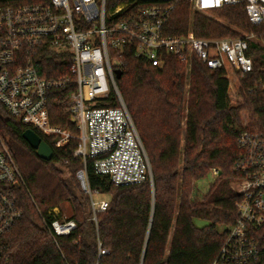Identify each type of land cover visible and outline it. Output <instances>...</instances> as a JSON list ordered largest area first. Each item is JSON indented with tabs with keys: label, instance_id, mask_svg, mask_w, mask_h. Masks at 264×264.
Masks as SVG:
<instances>
[{
	"label": "trees",
	"instance_id": "1",
	"mask_svg": "<svg viewBox=\"0 0 264 264\" xmlns=\"http://www.w3.org/2000/svg\"><path fill=\"white\" fill-rule=\"evenodd\" d=\"M172 4L167 36L193 30L199 38L222 39L244 32L264 42V24L251 25L244 6L226 7L208 18L193 15L187 0ZM250 56L254 72L243 75L231 66L213 71L197 60L187 73L174 58L158 69L127 55L117 86L148 154L153 182L118 187L88 164L91 191L110 201L107 211L96 215L76 178L83 163L74 156L78 132L63 106L69 90L49 96L52 124L76 136L61 148L11 118L0 104V136L26 183V189H17L23 218L0 240V264H212L236 216L237 138L244 132L264 134V89L258 85L264 81V49L251 44ZM63 61L47 53L36 62L42 76L50 77L68 72ZM28 129L52 148V161L41 160L24 140ZM213 169L219 177L202 201L195 200L196 183ZM63 204L70 206V216L62 213ZM42 218L48 225L65 219L77 227L69 236L54 238ZM196 220L207 225L198 227Z\"/></svg>",
	"mask_w": 264,
	"mask_h": 264
},
{
	"label": "built area",
	"instance_id": "2",
	"mask_svg": "<svg viewBox=\"0 0 264 264\" xmlns=\"http://www.w3.org/2000/svg\"><path fill=\"white\" fill-rule=\"evenodd\" d=\"M174 1H0V104L11 118L53 138L61 148L76 136L52 124L49 96L69 90L63 106L78 132L74 156L83 163L76 178L95 215L107 211L110 201L95 199L100 194L88 185V164L118 187L153 182L148 154L117 86L116 72L126 67L127 55L158 69L174 58L187 73L197 60L213 71L231 66L245 75L254 72L251 44L264 49L255 34L244 32L222 39L199 38L193 30L167 36ZM187 1L193 15L244 6L251 25L264 24V0ZM47 53L62 56L68 72L43 77L36 61ZM258 85L264 89V81ZM237 149L238 178L232 182L239 197L236 216L212 264H264V134H240ZM212 171L218 178L219 170ZM20 188L26 189V183L0 136V240L23 218ZM42 220L54 238L69 236L77 227L65 219L50 225Z\"/></svg>",
	"mask_w": 264,
	"mask_h": 264
},
{
	"label": "rangeland",
	"instance_id": "3",
	"mask_svg": "<svg viewBox=\"0 0 264 264\" xmlns=\"http://www.w3.org/2000/svg\"><path fill=\"white\" fill-rule=\"evenodd\" d=\"M1 1V0H0ZM206 16L208 18H213V15H203ZM241 33V32H239ZM189 83V81L187 82V84ZM190 85H187V90H189ZM189 97V93H187L186 95V99L188 100ZM185 104V108H186ZM184 114H186V111L184 112ZM185 130H186V120H183L182 123V137H181V149H184L185 147ZM6 144V143H5ZM182 156H183V151H182ZM217 177H215V175L213 174V171L211 170L210 173L203 179H201L200 181H198L196 183V187H195V194H194V199L197 201H202L206 195L210 192L213 184L216 182ZM95 199L97 201H103V200H109L108 196L105 195H96ZM61 211L62 213L66 216H70L71 214V209L70 206L68 204H63L61 207ZM195 224L198 227H204L207 225V222L203 221V220H196Z\"/></svg>",
	"mask_w": 264,
	"mask_h": 264
},
{
	"label": "water",
	"instance_id": "4",
	"mask_svg": "<svg viewBox=\"0 0 264 264\" xmlns=\"http://www.w3.org/2000/svg\"><path fill=\"white\" fill-rule=\"evenodd\" d=\"M122 77V72H116V79L119 80ZM24 140L29 144V146L36 151L38 157L41 160L50 162L53 160L54 152L52 148L42 140V138L31 129H28L23 134Z\"/></svg>",
	"mask_w": 264,
	"mask_h": 264
}]
</instances>
